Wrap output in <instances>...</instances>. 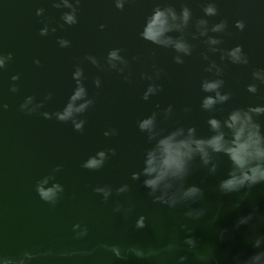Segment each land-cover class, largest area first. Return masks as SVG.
<instances>
[{"label": "water", "instance_id": "1", "mask_svg": "<svg viewBox=\"0 0 264 264\" xmlns=\"http://www.w3.org/2000/svg\"><path fill=\"white\" fill-rule=\"evenodd\" d=\"M156 0H133L124 10H118L111 0H82L78 23L55 33L41 37L39 29L48 23L56 27L60 11L49 0H0V51L13 54V61L0 72V101L8 108L0 111V253L18 256L24 250L51 252L38 256L31 264H177L178 257L186 256L184 264H199L194 254L183 244L186 235L198 238L200 249L210 248L220 264H233L237 254L248 255L251 242L257 235H264V184L256 185L239 208L233 205L239 193L228 195L217 191L219 178L227 170L226 158L221 162L216 176L207 175L204 169L194 166L188 183L204 189V199L198 205L208 209L199 221L184 217V206L170 209L153 203L147 189L140 181H132L131 173L138 171L144 149L148 146L144 135L138 131L137 120L155 110L172 104L174 115L160 121V127L168 129L177 124L196 125L198 134L207 135L205 120L210 113L200 107V81L207 62L201 58L205 46L198 41L192 56L183 64L172 60L169 49L156 48L138 36L144 16L151 11ZM219 16L210 17L209 24L220 18L228 21L223 34L222 47L235 44L243 46L249 57L248 66L226 64L224 66L225 90L232 97L220 106L224 112L232 107L264 104V86L256 95L245 90L251 82V71L264 67V6L257 0H217ZM45 9L43 16H36V8ZM194 18L202 12L198 0H191ZM245 22L241 32L235 29L236 20ZM104 24V29L99 25ZM192 29L190 28V31ZM57 37L71 41L69 48H60ZM119 47L130 61V81L115 72H102L87 61L81 64L89 94L95 96V104L83 116L86 120L83 132L74 131L70 123L45 119L39 114L26 115L19 105L28 95L39 101L52 92V100L45 103L41 112H54L66 101L74 81L71 73L74 65L86 54L95 55L101 63L108 50ZM137 56L133 61L131 58ZM40 60V65L33 63ZM219 62L218 54L213 56ZM155 64L162 69L157 83L162 91L148 101L141 99L148 81L141 73L152 72ZM18 91L12 93V75ZM99 76L101 88L92 84ZM191 111L185 112L184 108ZM219 115L220 113H216ZM264 122V117L261 118ZM116 128L118 135L105 137L103 132ZM114 148L104 167L98 171L82 168L81 163L97 150ZM62 165L57 179L64 185V193L57 205L50 206L40 200L35 191L36 180L49 173L56 165ZM129 184V191L116 195L115 189ZM108 185L113 194L108 202L93 191L96 186ZM119 202L124 207L132 205L128 215L116 213L113 208ZM255 211L247 225L236 226L240 216ZM219 212L218 219L212 217ZM139 215L146 218L143 229L135 228ZM87 225L88 235L77 239L73 224ZM187 224L191 233L182 230ZM223 236L221 237V231ZM175 242L177 248L146 260H138L129 254L127 261L119 260L113 253L101 247L117 244L122 249L129 246L164 248ZM61 253H72L61 255ZM88 253V254H82Z\"/></svg>", "mask_w": 264, "mask_h": 264}, {"label": "clouds", "instance_id": "2", "mask_svg": "<svg viewBox=\"0 0 264 264\" xmlns=\"http://www.w3.org/2000/svg\"><path fill=\"white\" fill-rule=\"evenodd\" d=\"M82 0H49L51 6L61 10L59 22L56 27H50L48 23L39 29L41 37L48 36L50 32L55 33L57 28L65 29L78 23V12ZM133 0H111L118 10H124ZM258 4L264 6V0H257ZM198 7L202 15L194 18L191 0H156L151 11L148 12L140 25L138 36L147 44L156 48L169 49L172 51V60L176 64H183L186 57L193 54L198 41L205 46L201 52V58L207 62L204 72L208 75L200 81L199 107L203 112L210 113L205 120L207 135L198 134L196 125L177 124L174 127L164 129L160 127V121L168 120L174 115L172 104L161 108L156 105L155 110L137 120V128L144 135L148 145L142 154L138 171L131 173L132 181H140L141 186L147 189V195L153 203L175 209L184 206V217L189 221H199L208 213V209L198 205L204 199V189L197 185L188 183L189 176L193 173L194 166L204 169L209 176H216L220 170L221 162L226 158L227 170L219 178L216 189L219 193L228 195L239 193L234 208L240 207V202L246 199L249 192L258 184H264V104H249L247 106L232 107L224 112L220 107L230 101L231 91L225 90L224 66L226 64L248 66L250 61L243 46L235 44L230 48L222 47L223 34L226 33L228 21L220 18L218 22L209 24L210 17L219 16L217 0H198ZM45 9L36 8V16H43ZM104 29L105 25H99ZM234 27L238 31L245 29L243 20H236ZM190 28L192 29L190 31ZM57 45L60 48H69L71 41L63 37H57ZM123 50L113 47L108 50L103 58V63L92 54H86L83 59L74 65L71 79L74 87L71 89L63 106L48 112L42 109L46 102L52 100L53 93L48 92L43 99L37 101L33 95H28L19 105V111L26 115L39 114L45 119L55 118L61 123H70L77 132H83L86 120L84 114L95 104V96L89 94L85 81L88 77L81 64L87 61L102 72H115L123 76L126 82L131 83L128 75H124L130 67L129 59L122 54ZM218 54L219 62L213 59ZM11 52L0 51V72L6 69L13 61ZM137 60V56L131 58ZM33 63L40 65L39 59ZM162 75V69L155 64L152 72L141 73V79L148 81L141 99L148 101L150 97L156 96L162 91V85L157 83ZM20 79L19 75H12L9 90L12 93L18 91L19 85L15 83ZM92 84L99 89L102 81L99 76L92 78ZM264 86V67L254 68L251 71V82L246 84L245 90L256 95ZM8 105L0 101V111L6 110ZM187 113L190 107H185ZM216 113H220L217 115ZM105 137L118 135L116 128H110L103 132ZM114 148L97 150L81 163V167L90 171L102 169L110 156H115ZM62 165H56L49 173L39 177L35 182V191L43 202L55 206L61 200L65 191L64 185L57 179L56 173L60 172ZM129 184L124 183L115 189L116 195L125 194L129 191ZM93 191L100 195L104 202H108L113 194L112 187L108 185L96 186ZM113 211L128 215L132 211V205L124 207L116 202ZM255 215L250 211L240 216L236 226L249 224ZM219 212L212 217V222L218 219ZM146 226V218L139 215L135 220V228L143 229ZM182 230L188 233L192 229L187 224L180 225ZM73 232L77 239L88 235L87 225L73 224ZM221 231V237L223 236ZM183 244L191 251L199 264H220L213 254L212 249H200L198 238L189 234L183 240ZM116 258L127 261L129 254L138 260H146L149 257L158 256L163 252L174 251L178 246L175 242L168 243L164 248L145 250L140 246H129L122 249L117 244H103ZM253 251L248 255L232 257L233 264H264V235H257L251 242ZM51 252H38L24 250L20 255L12 257L0 253V264H31L38 256L50 255ZM72 253H61V255ZM88 254V253H82ZM188 258L184 255L178 257L177 264H184Z\"/></svg>", "mask_w": 264, "mask_h": 264}]
</instances>
